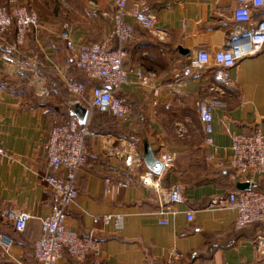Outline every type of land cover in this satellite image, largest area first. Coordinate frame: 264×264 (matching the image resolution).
I'll return each mask as SVG.
<instances>
[{
    "label": "crops",
    "instance_id": "0c3cea01",
    "mask_svg": "<svg viewBox=\"0 0 264 264\" xmlns=\"http://www.w3.org/2000/svg\"><path fill=\"white\" fill-rule=\"evenodd\" d=\"M112 1L89 0L88 12L80 17L73 9L64 15L40 14L39 29L29 32L17 50L0 54V147L14 160L0 159V264H39L33 248L41 234V220L50 214L52 205L44 177L63 175L62 170L48 168L45 143L55 124L71 114L76 118L78 108L91 111L92 128L86 139V162L76 176L78 197L67 210V225L80 237L98 242L101 253L83 263L64 255L58 264H167L171 253L182 258L176 264L253 262L254 240L264 235V225L254 223L237 230L236 212L213 205V200L225 199L232 189L215 164L206 160L212 172L201 185L173 183L174 175L184 167L178 161L168 171L169 180L162 179L164 174L160 177L164 198L172 186L184 188V202L168 204L172 214L163 226L157 220L160 202L156 194L138 179L145 167L127 168L123 145L134 143L140 160L145 148L156 158L162 151H174L178 159L191 155L197 148L188 139L181 108L197 100L220 103L212 110L214 147L202 143L198 148L203 158L210 153L217 158L229 154L227 125L235 134L264 132V50L231 68L208 64L185 75L184 69L198 52L212 55L228 47L233 31L241 26L233 17L236 1L138 0L140 9L154 16V26L163 34L157 36L125 18L134 31L124 44L127 81L116 93L127 116L117 119L91 110L90 90L98 82L74 68L80 44L100 42L110 35ZM251 13L248 26L254 27L264 10L251 7ZM10 36L0 39V53L2 45L11 43ZM67 41L74 48H68ZM178 48L190 55H182ZM136 67L156 74L155 83L161 88L156 103L151 102L150 90L138 84ZM69 81L85 86L83 96L66 93ZM95 115L108 121L100 122ZM199 166L187 164L188 170ZM119 182L126 187L115 188ZM256 187L264 193L262 181ZM7 210L30 216L23 232L4 217ZM188 212L193 215L191 222ZM116 215L122 217L121 229L115 228L112 219L103 221L105 216Z\"/></svg>",
    "mask_w": 264,
    "mask_h": 264
},
{
    "label": "built area",
    "instance_id": "2783aa9c",
    "mask_svg": "<svg viewBox=\"0 0 264 264\" xmlns=\"http://www.w3.org/2000/svg\"><path fill=\"white\" fill-rule=\"evenodd\" d=\"M128 1H112L110 35L100 42L80 44L74 59V66L77 70L88 79L98 82V85L90 90L91 110L117 118L127 116V108L116 93L127 81V70L124 67L126 52L123 45L131 40L134 31L133 26L127 23L125 18L129 17L139 28L157 36L163 34L161 30L155 28L154 16L140 9L141 4L138 0L131 5H128ZM235 1L237 7L233 12V17L241 26L233 31L228 47L212 55L198 52L184 69L185 75L208 64L231 68L236 66L240 60L264 50V16L254 27L248 26L252 20L251 7L264 9V0ZM12 27L15 29V39L12 44L3 47L4 56L17 50L25 42L29 32L39 29L37 13L25 5L13 6L10 10L1 7L0 39ZM66 46L74 48L71 41H67ZM134 75L140 87L150 90L151 102L156 103L161 94L160 86L155 83L156 74L136 67ZM85 90L82 83L69 81L65 84V91L71 96L81 97ZM219 104L213 100L195 101L196 113L203 132V144L207 148L214 147L212 110ZM90 112L87 109L82 123L74 117L63 125L53 127L48 134L45 143L47 166L51 170H62L63 175L44 177L51 192L52 205L50 214L41 220V234L33 248V258L39 264H58L64 255L75 263H83L90 256H100L101 249L98 242L89 237H80L67 225V210L75 204L78 197L76 176L86 162V138L90 135L87 129ZM226 131L230 138L229 154L224 158H217L215 154L210 153L206 160L215 164L221 175L228 178L232 189L225 199L213 200V205L220 210L236 212L234 227L237 230L254 223L264 225V193L255 190L259 180L264 183V132L257 129L249 135L235 134L230 131L228 125ZM123 156L127 168L132 171L144 166L143 161L137 157L135 145L132 142L123 145ZM3 158L8 162H14L12 156L0 147V159ZM176 158V152L162 151L157 156L161 163V174L155 176L145 168L138 177L142 185L152 189L156 194L160 202L157 220L163 226L169 224V216L172 214L168 204L184 202V188L181 185L172 186L167 198L162 196L163 187L160 177L172 168ZM236 183H247L248 188L237 190ZM120 187H126V184L119 182L115 185L117 189ZM3 215L13 222L18 232L24 231L30 219L27 213L13 210H7ZM111 219L116 229L122 228L121 216H105L103 221L108 223ZM192 220V212H188L187 221ZM254 245L256 259L244 264H264V235H258L254 240ZM181 259L179 254L171 253L167 264H176Z\"/></svg>",
    "mask_w": 264,
    "mask_h": 264
},
{
    "label": "rangeland",
    "instance_id": "374dc122",
    "mask_svg": "<svg viewBox=\"0 0 264 264\" xmlns=\"http://www.w3.org/2000/svg\"><path fill=\"white\" fill-rule=\"evenodd\" d=\"M5 1L0 0V4H2ZM8 1L12 3L22 4L25 5L27 8L29 7L33 9L37 13L38 18L40 17V14L45 15L47 13H55V14L60 13L64 15L69 13L71 9H73L77 17H80V15H85L89 10V7L87 5V2L89 0H8ZM6 45L9 44H5L3 47H5ZM181 109L185 115L186 122L188 124L186 128L188 139L190 143L193 145V147L198 149L199 146L202 145L203 143V138H202L203 134L197 122V118H196L197 115L195 113L194 104L186 102V104H184ZM196 150L193 149L191 155L188 154L187 156H184L181 159H178L177 157L175 162L178 161V163L180 165L183 164L182 166L184 167L180 168V170L182 171L180 174L174 175L173 177L174 184L180 183L185 185H191V180L205 178L209 174H211L212 170L208 167V165H206L207 162L205 158L201 156L200 149H198V151ZM187 162L188 163L197 162L199 163L200 166L199 168H197V170L195 169L188 170ZM173 167L174 165L172 166V168Z\"/></svg>",
    "mask_w": 264,
    "mask_h": 264
},
{
    "label": "water",
    "instance_id": "95a60500",
    "mask_svg": "<svg viewBox=\"0 0 264 264\" xmlns=\"http://www.w3.org/2000/svg\"><path fill=\"white\" fill-rule=\"evenodd\" d=\"M179 52L182 55L189 56L190 52L188 50H185L183 48H178ZM79 111L76 112V118L80 123H82L83 119L85 118V115L87 113V109L78 108ZM143 164L149 172H151L155 176H159L161 174V163L156 158L153 152H151L148 148L144 149L143 158H142ZM235 188L237 190H244L248 188L247 183H236Z\"/></svg>",
    "mask_w": 264,
    "mask_h": 264
},
{
    "label": "trees",
    "instance_id": "16d2710c",
    "mask_svg": "<svg viewBox=\"0 0 264 264\" xmlns=\"http://www.w3.org/2000/svg\"><path fill=\"white\" fill-rule=\"evenodd\" d=\"M5 1V0H4ZM1 5H3V7H5L7 10H10L11 9V7H13V6H19V5H22V4H18V3H12V2H9L8 0H6L5 2H3ZM29 8V7H28ZM258 9H260V8H258ZM262 10H264V9H262ZM11 35L10 36V42L12 43L13 41H14V39H15V29H14V27H12L8 32H6V34L3 36V38H6V36L7 35ZM2 38V39H3ZM1 39V40H2ZM3 46L4 45H2V51H1V53L0 54H2L3 53ZM123 49H124V45H123ZM74 68H75V66H74ZM76 69V68H75ZM126 69V68H125ZM77 70V69H76ZM77 71H79V70H77ZM80 72V71H79ZM80 73H82V72H80ZM83 74V73H82ZM97 86V85H96ZM194 108H195V104H194ZM196 110V109H195ZM75 116L73 115V114H71L70 116H68V117H66V118H64L60 123H58V124H55V126H60V125H63V124H65L68 120H70L71 118H74ZM95 117H97V119H99L100 120V122H107L108 120L107 119H105L104 117H99V116H97V115H95ZM112 117H114V116H112ZM93 118H94V116H93ZM92 118V119H93ZM114 118H117V117H114ZM117 119H120V118H117ZM90 121H92V120H89V122H88V126H87V129H88V131H89V133H91V128H92V123L90 122ZM54 126V127H55ZM99 130V129H98ZM99 131H101V130H99ZM87 139V138H86ZM86 146H87V144H86ZM205 160H206V158H205ZM169 171V170H168ZM168 171H166V172H164V175H163V178L162 179H167V180H169L170 179V173H168ZM218 172H219V174L221 175V173H220V171L218 170ZM221 176H223V175H221ZM223 177H225V176H223ZM227 178V177H226ZM228 179V178H227ZM162 181V180H161ZM205 182H207V179H193V180H191V185H201V184H203V183H205ZM255 190L256 191H259V192H261L260 190H258L257 189V187L255 188Z\"/></svg>",
    "mask_w": 264,
    "mask_h": 264
}]
</instances>
